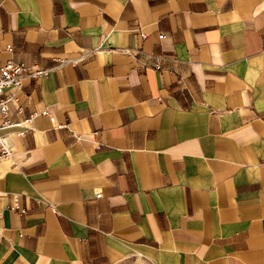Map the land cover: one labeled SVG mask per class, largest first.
Masks as SVG:
<instances>
[{
  "label": "crops",
  "instance_id": "crops-1",
  "mask_svg": "<svg viewBox=\"0 0 264 264\" xmlns=\"http://www.w3.org/2000/svg\"><path fill=\"white\" fill-rule=\"evenodd\" d=\"M5 59L0 264H264V0H0Z\"/></svg>",
  "mask_w": 264,
  "mask_h": 264
},
{
  "label": "built area",
  "instance_id": "built-area-1",
  "mask_svg": "<svg viewBox=\"0 0 264 264\" xmlns=\"http://www.w3.org/2000/svg\"><path fill=\"white\" fill-rule=\"evenodd\" d=\"M140 37H145L144 32H140ZM158 37H162L159 33ZM5 50H10V45H5ZM68 59H61L60 62H67ZM153 66L159 67L158 60H155ZM45 69L38 65H23L14 62L11 59L0 61V157L10 158L12 149L6 140L5 133L8 129L16 131L19 135L31 130V124L36 113L25 112L22 107V83L26 78L37 79L45 73ZM43 116H48V120L52 122L46 110L40 112ZM15 116V117H13ZM95 134V131L91 132ZM99 197V194H95ZM51 208L52 205L48 204ZM23 210H19L22 212ZM1 217V213H0Z\"/></svg>",
  "mask_w": 264,
  "mask_h": 264
}]
</instances>
